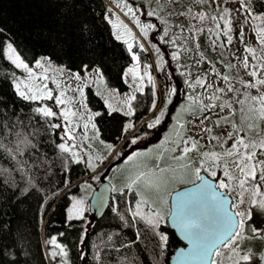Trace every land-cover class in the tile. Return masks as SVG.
<instances>
[{
  "label": "trees",
  "instance_id": "obj_1",
  "mask_svg": "<svg viewBox=\"0 0 264 264\" xmlns=\"http://www.w3.org/2000/svg\"><path fill=\"white\" fill-rule=\"evenodd\" d=\"M126 1L139 6L147 2L149 9H155L156 3L161 6L157 15L169 17L160 22L164 31L167 30L162 39L180 46L185 38L182 27L191 36L188 51H178L181 68L188 69L192 76L208 72L218 76L217 71H211L210 64L222 67L220 62L226 59L228 43L221 27L209 21L201 24L193 16H177L183 3L178 0ZM247 3L251 12L264 14V0H247ZM195 9L198 12L204 8L197 5ZM109 10L105 0H0V144L3 145L0 147V264H168L173 250L181 244L166 223L168 203L163 207L156 191L145 189L144 185L141 191L135 186L129 190V179L114 180L110 203L102 216L95 217L86 209L81 216L69 219L67 208L80 184L93 182L96 186L102 177L110 181L109 174L118 162L108 160L103 172L96 175L98 163L89 167L71 152L62 153L58 148L61 130L59 126L53 127L57 125V117H44L35 111L39 100L24 99L17 94L14 78L19 70L3 52L5 42L9 41L28 64L45 56L61 64L64 71L79 74L98 66L105 85L125 92L129 85L124 74L134 62L127 45L115 39L112 24L106 19L108 16L112 20ZM165 47L168 51L175 48ZM136 49L138 61L142 67L147 66L151 76V66L144 60L139 44ZM84 65H88L87 70ZM176 89L179 100L183 87ZM133 94L136 99L131 101L133 115L129 116L117 108L110 109L103 95L91 85H85L83 90V101L96 125V140L105 143L104 153L117 154L121 160L129 151L131 137L149 133L141 145L144 148L170 130L168 124L165 127L167 117L158 130L156 126L148 127V121L156 116V97L147 76L143 78L141 90ZM208 100L204 99L200 105L191 103L189 118L195 120L205 111H215L217 106L200 110ZM128 123L133 127L125 132L124 125ZM173 132L176 136L174 129ZM107 144L113 145L111 151ZM149 166H155V160ZM201 172L212 177L205 167ZM216 172L217 177L212 178L217 182L219 169ZM138 193H143L148 201L142 205L145 214L157 212L163 217L155 230L145 219L133 215L142 198ZM159 196L163 197L164 192ZM244 199L247 201L246 196ZM237 204L242 205L239 198ZM249 211L251 216L245 222L244 238L238 244L240 251L254 252L253 264H259L264 211L250 204ZM157 233L168 238L163 247ZM53 236L65 248L66 256L50 254L59 252L48 243Z\"/></svg>",
  "mask_w": 264,
  "mask_h": 264
},
{
  "label": "rangeland",
  "instance_id": "obj_2",
  "mask_svg": "<svg viewBox=\"0 0 264 264\" xmlns=\"http://www.w3.org/2000/svg\"><path fill=\"white\" fill-rule=\"evenodd\" d=\"M105 1L111 9L112 21L115 23L123 21V23L126 24L129 29H131L132 35L124 37L127 39L128 43L133 45V50L130 53L131 56L132 54H136L138 56L136 44H139L140 46L142 45L144 60L147 61V63H149L151 66V81L154 86L156 97V116L155 118L149 120L148 124L153 123L157 117H160V123L155 125L156 130H158L160 125L164 124L166 117L167 121L165 127L167 124L169 127H173L177 124V119L179 118L180 123L184 125V129L182 130L184 138L192 137L194 140L199 141V144L201 145L197 151L189 153L191 159L199 160L198 162L188 163L190 158L179 162L172 160V156L181 155V149L184 147V145L183 143H174L176 140L173 139L177 138V135L175 137H168L169 139H167V135L165 134L167 132L161 134L156 142L150 143L144 148H142L141 145L149 138V133L138 134L137 136L131 137V142L129 143L128 147L129 151L125 154L122 160L121 156L119 157L117 154H110V156L112 155L110 158L108 154L102 151V149L105 147V143L103 141H97L96 138H93L96 136L94 129L91 127V123L93 122H89L87 119L88 115L92 113L87 108L82 106L80 102L81 93L76 89L83 88L84 90L85 85H91L103 95L105 100L108 101L107 105L110 109L117 108L123 112H127L128 105L126 101L128 96L133 95L138 86L141 89L143 85V80L141 81L139 78L133 79L131 74H124L125 80L129 85L128 90L123 93H117L115 89L105 85L103 80L100 81L97 77V74L93 70L80 74L81 80L78 81L73 78L74 73L64 71V68L61 64L50 60L51 67L46 73L48 79L41 80L40 76L42 73H44V69L36 67L35 62L37 60H42V62L47 65L48 61H44L45 56H40L31 64L27 63L32 69L34 76L30 79L28 72L25 69L16 67L19 70V75L14 78V82L24 81L25 84H47L48 89L52 91L53 98L39 100V107L47 106L51 108L54 113H56V124L59 125L61 130V143H67L70 146V152L75 153V156L72 154L73 157L84 160L88 164L90 158H93L94 164L98 163V166H100L96 169V175H99L103 172L108 160H113L114 163L118 162L112 168L113 173L111 172L108 177L110 178L109 182L112 183L111 188L116 184H114L115 179L116 182L117 180L119 182V180L129 179L128 183H130V181L140 172L147 173L151 171L158 173V169H169V171L164 173V183L160 187V190L156 191L152 189L158 194L156 197L159 199L161 205L166 207L168 203L167 195L169 198L170 193L174 189L192 183L191 181L194 182V180L197 179L193 170L195 168H202V157L200 155L202 152H223L229 150L231 149V145L235 142L237 137L244 138L245 142H248L250 137L256 138L257 140L259 139L258 137H255L254 132L247 128V122L242 123V114L247 113L248 107L252 102L248 100L247 103L241 105L237 103V101L246 99V93L249 95H258L260 92H264V85H257V88H246L244 84L241 83V81H244L245 83H255L257 79H264V68L256 67L259 63H264V61L253 59V55L245 51L246 47H248L256 50L257 57L264 55V53L261 52V49L264 48V45H261L256 34L257 29H264V19H253V17L248 15L245 9L241 7L239 0H203V2H199V0H178V2H183L182 7H180L177 13V16L179 17L188 16L187 18H189L190 16H193L196 17V20H198L201 24L207 21L214 22L215 26L219 25L224 33V20L227 19L231 21V31L226 35L228 43V51L225 56L226 59H223L222 62H220V65H222L224 68L221 69L222 67L216 64H210L211 71H217L218 76L212 75L210 72L202 73L199 76H192L188 69L181 68L178 53L179 50L187 52L189 49L188 43L190 42L191 36L187 32V29H185V27L181 28V32L184 34L185 38L180 46L176 45L173 41H171L172 43H168L166 40L162 39V35L165 31L164 26L161 23L166 19H169V17L160 16L157 14L153 16L147 15L148 11L150 10H155L157 13L160 11L161 6L156 3L155 9H149L147 2L144 1L142 6L132 4L126 0ZM168 1L171 0H165V2ZM123 3H127V5L131 6L134 10L138 9V11H136V16L139 18L140 24H152L154 26L153 28L148 29L147 37L141 33L140 27L137 26L131 16L125 15L126 9L122 7ZM197 5H199L200 8L202 6L204 9L197 12L195 9V6ZM224 8L229 9V12L224 13ZM167 12L170 13V10H167ZM180 13L184 14L182 15ZM200 13H203L205 16L203 20L200 19ZM254 14L258 16L261 15L258 13ZM221 16H223L224 19H221ZM213 17H215V19H213ZM158 22L159 24H157ZM241 29H243V39L240 37ZM228 36L232 37L231 43L228 42ZM9 43V41H6L3 46V52L7 58L8 56L6 52V46ZM167 45L168 47L175 46V48L171 50L169 49L168 51L165 47ZM173 53L177 54L176 58H173ZM245 57H248L249 66L247 68L244 67ZM133 62L134 63L130 67L136 66L138 64L140 75L143 76L144 70L145 68L147 69V66L143 65L142 67L139 61ZM253 70H257L256 77L249 75V73ZM223 76H228L229 81L225 82L222 78ZM198 78L204 81V87L195 83ZM58 84L59 87L57 86ZM189 84H192L193 87H189ZM208 84H211L212 87L207 88L206 85ZM229 85H231L236 91H227ZM177 86L179 88L183 87L182 97L179 100V92L176 89ZM217 88H223L225 91L217 92ZM66 89L71 90H67L65 92ZM173 89H175V92H173ZM61 92H65V99L70 98V103L67 104V107H70L73 111L78 113V117L71 118L70 123L64 121L61 115V111L63 108H65V105H57L55 100V97L60 95ZM175 96L177 98L176 101L174 99ZM213 96H218L219 99H212ZM204 99H209L207 105L215 104L217 109L209 113L205 111L202 116L195 120L189 118V110L193 108L191 103L200 105L205 102ZM172 101H174L173 104ZM225 102L230 104L231 108L226 107L222 111L219 105ZM204 117L208 118L204 119ZM224 117L227 118L226 121L221 119ZM202 119L203 123H201ZM218 119L221 120L219 125L216 123ZM85 124H88L87 128H85ZM233 124L236 125V128L232 127ZM65 128L74 129V131L71 132V135L75 139H68V137L65 135ZM208 128L211 129L210 133L204 130ZM85 133H87L88 136L87 140L84 139ZM228 133H233V138H228ZM212 137H217L218 139H212ZM133 139H136V143L134 144L132 143ZM178 139H180V137L177 138V140ZM166 140L167 142L162 144V142ZM221 145H223V147H221ZM157 148L159 149V152H156ZM172 148H176V151L172 152ZM236 151L239 154H244L248 151L257 152L259 154L257 155L256 160H264V151L260 150L259 148L244 149L242 146H238ZM133 153H144V155H138L134 157L133 160L128 161V157ZM161 153H163V155H161ZM153 155H156L155 166H149L150 161L148 158L149 156ZM236 158L237 157L234 156L230 159ZM183 164H187V167H181ZM210 165L211 162L208 161L205 162L203 167L209 168ZM217 169L220 171L219 179H225L227 182V178L223 175V168H212L211 170L216 171ZM219 179L216 184H218ZM106 180L108 179L106 178ZM179 184L182 185L179 186ZM96 186L93 184V182H83L80 184L79 191L72 196L70 205L67 208L68 216L72 215V217H79L86 209H88V198L91 194V191ZM133 186L141 191L143 182ZM227 190L232 197L231 204H237V198H239L237 195L239 188L235 186V182H233V187ZM261 191L264 192V187L261 188ZM163 192L164 196H159ZM245 196L247 201L245 200V203L240 206L241 208L237 207L233 209L235 212H247V207L250 204L248 202L249 193H246ZM257 199H259V197H257ZM76 200L83 201V212L80 215H77L75 212L70 213V209H72L74 201ZM152 201L154 204H156L154 200ZM255 207L258 210L264 211V209H261L258 206ZM240 250L241 249L238 248L240 255H248L249 260H239V264H253L255 261V256L253 254L254 252H252L250 249H244V251ZM222 251L226 250L222 249Z\"/></svg>",
  "mask_w": 264,
  "mask_h": 264
},
{
  "label": "snow or ice",
  "instance_id": "obj_3",
  "mask_svg": "<svg viewBox=\"0 0 264 264\" xmlns=\"http://www.w3.org/2000/svg\"><path fill=\"white\" fill-rule=\"evenodd\" d=\"M199 2H203V0H199ZM241 7L245 9L246 13L253 17V19H264V14L256 15L249 9L247 0H240ZM119 6V5H118ZM123 8L126 9L125 15L131 16L133 21L137 24L138 27H140L141 33L147 37L148 29L153 28L154 26L152 24H140L139 18L136 16V11L138 9L134 10L131 6L127 5V3H123ZM111 11V10H109ZM224 13H228L229 9L224 8ZM155 10L148 11V16L156 15ZM184 14V13H180ZM200 19L203 20L205 18L203 13L199 14ZM106 19H108L109 23L112 24V27L114 29V36L117 40H122L128 48V51L131 53L133 50V45L128 43L127 39H125V36H131V29L128 28L126 24L123 23V21H119L118 23L113 22L108 16H106ZM215 19V17H213ZM221 19H224L223 16H221ZM231 21L225 19L224 25H225V35H227L228 32L231 31L230 27ZM219 27V25H218ZM122 29V30H121ZM257 39L261 43V45H264V29H257L256 30ZM165 35H167V30L165 31ZM240 37L243 39V29H241ZM232 37L228 36V42L231 43ZM143 47L142 45L140 46ZM246 52L253 55V59H259L261 61H264V55H261L259 57L256 56V50L252 48L246 47ZM6 52L8 59L12 61L13 64L17 68H23L28 72L29 78L31 79L34 74L32 69L29 67L27 63L24 62V60L21 59V56L17 54L16 49L12 46L11 43L7 44L6 46ZM261 52L264 53V48L261 49ZM176 53H173V58H176ZM138 56L136 54H132V60L138 61ZM44 61H48V64L46 65L42 60H37L35 62L36 67L44 69V73L41 74L40 79L41 80H47L48 76L46 73L48 72L49 68L51 67L50 58L45 57ZM249 66L248 64V57L244 58V67L247 68ZM257 68H264V63H259ZM85 70L88 69V65H84ZM93 71L97 74V77L100 81L103 80V73L101 69L97 66ZM131 74L133 76V79L139 78L141 81L143 80L144 76H147L149 78V81L151 82V76L150 73L145 68L143 76L140 75L139 66L138 64L136 66L130 67L126 70L125 75ZM250 76L256 77L257 76V70H253L249 73ZM73 78L76 80H81V76L79 73H74ZM225 82L229 81L228 76L222 77ZM197 85H200L202 87L205 86L204 81L202 79H197L195 82ZM241 83L244 84L246 88H257V85H264V79H257L255 83H245L244 81H241ZM23 85V88H22ZM59 87V84L57 85ZM14 87L16 89V92L19 96H21L24 99H31V100H41V99H51L53 98L52 91L48 89L47 84H39V83H32V84H25L24 81H15ZM189 87H193L192 84H189ZM207 88H211L212 85L208 84L206 85ZM26 89V90H25ZM67 90L71 89H66ZM81 93L80 102L84 108H87V104L83 101V88L76 89ZM137 90H141L138 86ZM217 92H224L225 89L223 88H217ZM227 91L233 92L236 91L232 88L231 85L228 86ZM65 92H61L60 95L55 97L57 105H65V108L62 109L61 115L66 122H71V118L78 117V113L73 111L70 107H67V104L70 103V98L65 99ZM173 92H175V89H173ZM246 99L238 100L237 103L244 105L247 103L248 100H250L252 103L249 105L247 113H243L242 109V123L247 122V128L255 133L256 138L250 137L248 142H245L244 138L237 137L235 139V142L231 145V149L223 151V152H202L200 155L202 157L201 159V166L203 167L205 162L210 161L211 165L209 168H205V171H209L210 175L212 177H217V172L214 170H211L212 168H223V175L227 178V182L225 179H219L218 184H209L207 181H204L205 190L210 191L211 193V200L213 202H217L218 205L221 207V214L216 218L217 222L221 226V230L218 233L212 234L211 238L207 240V243H202V241L205 239L207 233L204 229V226L201 222V220L195 216L191 211H185L183 214L179 216V223L180 227L183 231L187 234L188 238L193 240L197 244V254L201 258L208 257L210 258V264H239V260L248 261L249 256L243 255L241 256L238 248L239 244L238 241L242 240L244 238V232H245V222L247 219L250 218L251 212H241L236 211L234 213L229 212V208L235 209L238 207L237 204H231L227 207L223 206V192L217 191V189H230L233 187V182H235V186L240 189L238 192L239 197V203L243 204L245 203V193H249V200L248 202L253 206H258L261 209H264V192L261 191V188L264 187V160H256V157L259 153L248 151L244 154H239L236 150L238 149V146H242L244 149H252V148H259L260 150L264 151V92H260L258 95H249L245 94ZM135 95H130L127 98V115L131 116L133 115V109L131 106V101L135 100ZM212 99H219L218 96H213ZM105 103L107 104L108 101L106 100ZM153 106H155V102L153 103ZM209 107H216V105H204L200 110L204 111L206 108ZM219 107L223 111L224 108L228 107L231 108V105L227 102L220 104ZM36 112L41 113L44 117H53L56 115L52 111L51 108L47 106H42L37 109H35ZM94 115H99V113H95ZM208 117H204V119H207ZM88 121L91 122L93 119V114L88 115ZM223 120H227L226 117L221 118ZM221 120H217L216 123L219 125ZM160 123V117H157L153 123H149L148 127L152 128L155 125ZM201 123H203V119L201 120ZM59 125H53V127H58ZM88 127V124H85V128ZM92 129L96 128L95 123H91ZM133 125L131 123H128L124 125V131L127 132L129 129H131ZM233 128H236V125H232ZM184 125L180 123L179 118L177 119V124L174 126V130L176 132V135L180 137V139L174 141L176 144L183 143L184 147L181 149V155L180 156H172L171 159L174 161H183L188 159V154L197 151L201 145L199 144V141L194 140L192 137L184 138L183 130ZM207 132H211V129H204ZM74 131V129L65 128V135L68 137L69 140L75 139L71 132ZM93 138H98L93 137ZM228 138H233V133H228ZM84 139L87 140L88 136L87 133L84 135ZM212 139H218L217 137H212ZM166 141H163V143H166ZM19 143H23V141H18ZM132 143H136V139L132 140ZM190 145V146H189ZM0 147H3L2 144H0ZM106 147L109 151L112 150L113 145L107 144ZM223 147V145H221ZM58 148L62 153L70 152L71 148L67 143H61L58 145ZM172 152L176 151V148L171 149ZM75 156V153H72ZM138 155H144V153H133L131 156L128 157V161L133 160L134 157ZM163 155V153H161ZM236 156V159H230L232 157ZM78 162V161H77ZM93 158H90L89 161V167H94ZM181 167H187V164L181 165ZM169 171V169H158L157 172H140L138 173L127 185L129 190L132 189L133 185H137L141 182H143V185L145 189H154L156 191L160 190V187L164 183V173ZM194 174L196 175L197 179H200V172L201 168H195ZM235 173V174H234ZM142 198L137 203V210L133 213L134 216L141 217L146 220L147 224L150 225L153 230H155L160 222L163 220V217L160 216L157 212H152L150 214H145L142 211V205L147 204L148 201L143 198V193H138ZM259 197V199H257ZM83 201L76 200L74 201L72 209H70L71 212H75L77 215L82 214L83 208H82ZM214 207L217 206L216 204L213 205ZM73 218L72 215L69 216V219ZM253 231H256V229H253ZM159 235L160 239V246L163 247L164 244L167 242V236L162 233H157ZM139 238V237H138ZM48 243L55 246L56 249H59V252L53 251L50 253L51 255H61L66 256L67 252L65 248L61 245H59L56 241V237H52ZM222 249L226 251H222Z\"/></svg>",
  "mask_w": 264,
  "mask_h": 264
},
{
  "label": "water",
  "instance_id": "obj_4",
  "mask_svg": "<svg viewBox=\"0 0 264 264\" xmlns=\"http://www.w3.org/2000/svg\"><path fill=\"white\" fill-rule=\"evenodd\" d=\"M204 181L216 184V179L208 176L205 172H200V179L174 189L169 195V212L166 216V223L181 244L173 250L168 264H210V258H201L197 254V244L188 238L179 223V216L185 211H191L197 216L207 233L202 243H207L212 234L221 230L216 219L221 214V207L217 202L211 200V193L205 190ZM111 191V183L102 177L88 198V210L92 215L100 217L104 214L110 203ZM217 191L223 192V206L231 205V195L225 189H217ZM214 204L217 206L214 207ZM228 210L232 213L235 212L232 208ZM261 239L259 264H264V233Z\"/></svg>",
  "mask_w": 264,
  "mask_h": 264
},
{
  "label": "crops",
  "instance_id": "obj_5",
  "mask_svg": "<svg viewBox=\"0 0 264 264\" xmlns=\"http://www.w3.org/2000/svg\"><path fill=\"white\" fill-rule=\"evenodd\" d=\"M125 76V75H124ZM124 79H125V77H124ZM126 81V80H125ZM127 82V81H126ZM129 88V87H128ZM128 90V89H127ZM117 92V91H116ZM126 92V91H125ZM117 93H120V92H117ZM121 93H123V92H121ZM170 130L169 131H167L168 133H166V135H167V139H169L170 138V136H172V137H175V134L173 135V127L171 128H169ZM169 137V138H168ZM177 138H179V137H177ZM177 138H175V139H173V140H177ZM154 142H156V140L154 141ZM153 142V143H154ZM149 157H151V156H149ZM188 158H190L188 161V163H191V162H193V160L191 159V157H190V155L188 154ZM149 159V158H148ZM156 159V155H153L152 156V159L151 160H149V161H153L154 162V160ZM191 160V161H190ZM185 161V160H184ZM197 161H199V160H197ZM187 162V161H186ZM168 207H169V203H168Z\"/></svg>",
  "mask_w": 264,
  "mask_h": 264
},
{
  "label": "built area",
  "instance_id": "obj_6",
  "mask_svg": "<svg viewBox=\"0 0 264 264\" xmlns=\"http://www.w3.org/2000/svg\"><path fill=\"white\" fill-rule=\"evenodd\" d=\"M106 2V1H105Z\"/></svg>",
  "mask_w": 264,
  "mask_h": 264
}]
</instances>
